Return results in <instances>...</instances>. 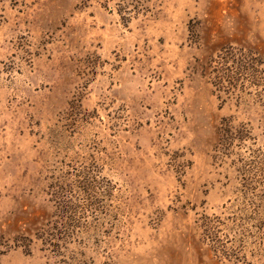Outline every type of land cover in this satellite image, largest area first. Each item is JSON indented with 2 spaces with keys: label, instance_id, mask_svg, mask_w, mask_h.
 <instances>
[{
  "label": "rangeland",
  "instance_id": "obj_1",
  "mask_svg": "<svg viewBox=\"0 0 264 264\" xmlns=\"http://www.w3.org/2000/svg\"><path fill=\"white\" fill-rule=\"evenodd\" d=\"M0 264H264V0H0Z\"/></svg>",
  "mask_w": 264,
  "mask_h": 264
}]
</instances>
